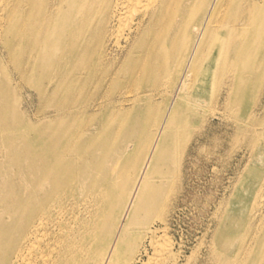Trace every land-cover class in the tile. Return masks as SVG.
<instances>
[{"label": "bare ground", "instance_id": "6f19581e", "mask_svg": "<svg viewBox=\"0 0 264 264\" xmlns=\"http://www.w3.org/2000/svg\"><path fill=\"white\" fill-rule=\"evenodd\" d=\"M251 34L262 40L248 52ZM90 40L95 41L91 47L96 58L109 61L114 78L140 85L137 98L161 94L174 100L183 128L186 116L193 114L194 135L215 120L231 118L238 106L241 112L248 108V116L264 113V90L259 86L257 93L250 92L246 84L250 68L264 56V4L0 0V264H264V114L258 123L245 121L240 127L246 133L253 129V142L241 140L234 146L233 134L225 136L228 147L240 151L238 162L243 165L214 207V226L190 251L167 239L165 244L151 242V254L146 243L151 228L137 224L125 230L127 242H116V222L112 229L99 222V204L89 219L66 223L54 211L62 213V200L40 204L33 184L11 182L14 165L9 154L12 150L18 162L20 145L14 137L11 143L6 140L14 134L3 101L14 91L15 78L1 80L3 63L8 66L17 53L19 89L32 95L43 89L40 76L48 59L67 77ZM222 123L227 126L229 120ZM183 145L200 144L183 138Z\"/></svg>", "mask_w": 264, "mask_h": 264}, {"label": "rangeland", "instance_id": "374dc122", "mask_svg": "<svg viewBox=\"0 0 264 264\" xmlns=\"http://www.w3.org/2000/svg\"><path fill=\"white\" fill-rule=\"evenodd\" d=\"M251 35L248 52L262 40L259 34ZM94 43L90 40L67 77L48 59L40 76L43 89L32 95L19 89L17 53L8 66L3 63L1 80L15 78L14 91L3 101L14 134L6 140L11 143L14 137L20 145L18 162L12 150L9 154L14 165L11 182L33 184L40 204L62 200V213L59 208L54 211L66 223L89 219L99 204V222L111 229L116 222V242H127L130 235L125 230L137 224L151 228L146 239L151 254V242L165 244L167 239L190 251L214 226V207L243 165L238 162L240 151L231 150L225 136L233 134L234 146L241 140L253 142V129L246 133L240 127L245 121L258 123L264 113L248 116L250 110L241 112L238 106L231 118L223 117L229 120L227 126L215 120L194 135L193 114L186 116L183 128L174 100L161 94L137 98L140 85L114 78L109 61L96 58ZM262 83L264 56L250 68L246 81L249 91L256 93L259 86L264 90ZM183 138L200 145L184 147ZM103 195L107 198L102 201Z\"/></svg>", "mask_w": 264, "mask_h": 264}]
</instances>
